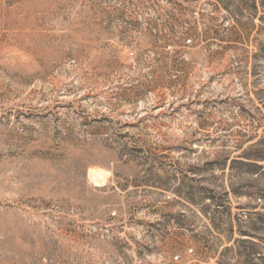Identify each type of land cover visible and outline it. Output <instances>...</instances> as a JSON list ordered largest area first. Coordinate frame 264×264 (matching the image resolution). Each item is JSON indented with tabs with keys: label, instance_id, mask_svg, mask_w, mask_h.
Wrapping results in <instances>:
<instances>
[{
	"label": "rangeland",
	"instance_id": "374dc122",
	"mask_svg": "<svg viewBox=\"0 0 264 264\" xmlns=\"http://www.w3.org/2000/svg\"><path fill=\"white\" fill-rule=\"evenodd\" d=\"M0 264H264V0H0Z\"/></svg>",
	"mask_w": 264,
	"mask_h": 264
},
{
	"label": "bare ground",
	"instance_id": "6f19581e",
	"mask_svg": "<svg viewBox=\"0 0 264 264\" xmlns=\"http://www.w3.org/2000/svg\"><path fill=\"white\" fill-rule=\"evenodd\" d=\"M25 24H27V22H25ZM93 177V176H92Z\"/></svg>",
	"mask_w": 264,
	"mask_h": 264
}]
</instances>
